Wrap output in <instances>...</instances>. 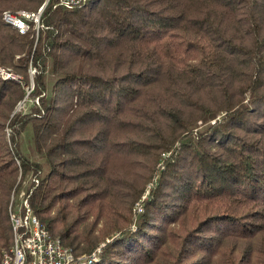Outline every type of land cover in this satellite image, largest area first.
Masks as SVG:
<instances>
[{"label": "trees", "instance_id": "1", "mask_svg": "<svg viewBox=\"0 0 264 264\" xmlns=\"http://www.w3.org/2000/svg\"><path fill=\"white\" fill-rule=\"evenodd\" d=\"M47 1L0 0V65L39 100L0 76V257L31 178L92 264H264V0ZM45 4L39 32L3 20Z\"/></svg>", "mask_w": 264, "mask_h": 264}, {"label": "built area", "instance_id": "2", "mask_svg": "<svg viewBox=\"0 0 264 264\" xmlns=\"http://www.w3.org/2000/svg\"><path fill=\"white\" fill-rule=\"evenodd\" d=\"M86 1L57 0L54 7L73 9ZM46 4L36 11L26 9L6 10L3 20L20 34H26L32 27L39 32L40 27L43 26L42 14ZM30 69L31 73L34 74L35 68L31 67ZM0 76L3 79L16 80L23 84L22 79H18L11 72V69L2 65H0ZM20 197L21 202L18 208L19 204H14L15 194L12 196L10 216L14 231L13 244L3 251L0 264H92L97 261L98 252L101 251L103 245L99 246L90 255L77 256L72 247L64 245L60 238L52 236L50 231L42 225L24 190L21 191ZM135 209L143 210L141 202L135 204Z\"/></svg>", "mask_w": 264, "mask_h": 264}, {"label": "rangeland", "instance_id": "3", "mask_svg": "<svg viewBox=\"0 0 264 264\" xmlns=\"http://www.w3.org/2000/svg\"><path fill=\"white\" fill-rule=\"evenodd\" d=\"M11 72H13L16 76H17V78L18 79H22V82H23V87L27 90L26 92H27V101L26 102H24V101H22L20 104H19V106H18V108H17V110H20L22 107H24L23 109L25 110V109H27V108H29L31 105H33V104H39V100H38V97H35V98H33V96L32 95H30L29 96V94L30 93H33L34 92V90H35V80H34V77H35V73L34 74H32L31 73V76H30V81H29V83H25V78H24V76H23V74L22 73H20V72H18V71H15V70H13V69H11ZM30 72H31V70H30ZM16 81V80H15ZM18 82V81H17ZM54 82V78L52 77V76H47V78H46V84L48 85V86H50L52 83ZM29 96V97H28ZM215 120H213V122H214ZM31 133H29V132H27L26 134H25V141H24V145H23V150L24 151H26L27 152V154L32 158V159H34V160H39L40 159V156L36 153V151H35V149H34V145L32 144V138H31V135H30ZM41 161V163L43 164V166H45V168H44V172H46L48 169H46V162L45 161H42V160H40ZM31 180V178L30 179H27V182H24V186H23V188L21 189V190H24L25 188H26V186H27V184L29 183V181ZM15 202L17 203V204H19L20 202H21V197H20V194H19V196H16V198H15ZM19 206H20V204L17 206L18 208H19ZM134 212L135 213H139V212H141L140 210H138V209H135V207H134ZM104 244H105V242H103L101 245H103L104 246Z\"/></svg>", "mask_w": 264, "mask_h": 264}]
</instances>
